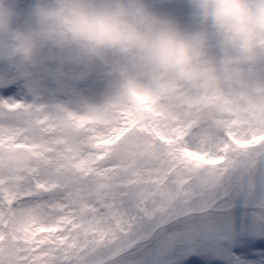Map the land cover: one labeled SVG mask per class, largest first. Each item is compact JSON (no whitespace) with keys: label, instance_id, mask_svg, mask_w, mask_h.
Segmentation results:
<instances>
[{"label":"snow or ice","instance_id":"obj_1","mask_svg":"<svg viewBox=\"0 0 264 264\" xmlns=\"http://www.w3.org/2000/svg\"><path fill=\"white\" fill-rule=\"evenodd\" d=\"M103 92L57 49L0 64V264H264V60L213 94Z\"/></svg>","mask_w":264,"mask_h":264},{"label":"clouds","instance_id":"obj_2","mask_svg":"<svg viewBox=\"0 0 264 264\" xmlns=\"http://www.w3.org/2000/svg\"><path fill=\"white\" fill-rule=\"evenodd\" d=\"M188 3L195 28L148 0H35L24 23L13 0H0V64L29 66L49 49L75 50L84 63L106 60L113 81L146 104L177 79L209 86L213 45L246 60L264 55V0Z\"/></svg>","mask_w":264,"mask_h":264},{"label":"rangeland","instance_id":"obj_3","mask_svg":"<svg viewBox=\"0 0 264 264\" xmlns=\"http://www.w3.org/2000/svg\"><path fill=\"white\" fill-rule=\"evenodd\" d=\"M18 12V22L24 23L29 20V13L35 3V0H13ZM149 5L156 11L174 16L184 27L195 28L197 23L194 20L188 0H148ZM48 51V50H47ZM61 51V50H60ZM46 52V51H45ZM82 63L85 67L96 71L101 83L105 86V92L94 102L102 103L108 95H123L125 94L124 87L116 84L113 78L109 75V69L106 60L82 62L81 54L75 50H65ZM209 58L214 62V79L209 86L193 89L190 85L183 81L176 80L175 84L164 92L158 94L174 95L180 89H189L195 93L213 94L218 91L221 84L230 81L239 75L244 68L257 65L261 60H264V55L259 56L255 60H246L240 58L234 53H229L224 50L217 49L214 45L210 47ZM130 86V85H129Z\"/></svg>","mask_w":264,"mask_h":264}]
</instances>
